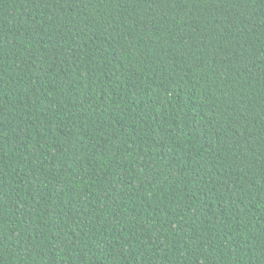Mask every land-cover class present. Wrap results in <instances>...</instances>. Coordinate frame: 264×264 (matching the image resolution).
Returning a JSON list of instances; mask_svg holds the SVG:
<instances>
[{
  "label": "trees",
  "instance_id": "16d2710c",
  "mask_svg": "<svg viewBox=\"0 0 264 264\" xmlns=\"http://www.w3.org/2000/svg\"><path fill=\"white\" fill-rule=\"evenodd\" d=\"M0 264H264V0H0Z\"/></svg>",
  "mask_w": 264,
  "mask_h": 264
}]
</instances>
